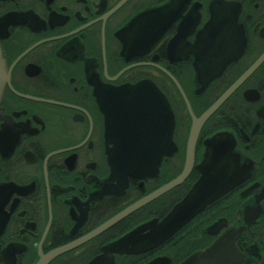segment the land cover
I'll return each instance as SVG.
<instances>
[{"label": "flooded vegetation", "instance_id": "flooded-vegetation-1", "mask_svg": "<svg viewBox=\"0 0 264 264\" xmlns=\"http://www.w3.org/2000/svg\"><path fill=\"white\" fill-rule=\"evenodd\" d=\"M229 19L235 32L222 31ZM0 49V264H37L69 246L48 264H91L138 229L152 239L188 199L205 142L220 133L241 183L152 249L115 253L114 264H181L226 236L232 264H264V0H0ZM136 86V100L150 102L153 88L166 99L177 152L157 172L129 175L122 109L125 87ZM226 95L199 131L189 175L151 199L185 169L192 115ZM152 140L139 135L138 147L152 150Z\"/></svg>", "mask_w": 264, "mask_h": 264}, {"label": "water", "instance_id": "water-1", "mask_svg": "<svg viewBox=\"0 0 264 264\" xmlns=\"http://www.w3.org/2000/svg\"><path fill=\"white\" fill-rule=\"evenodd\" d=\"M214 10L225 13L227 10L218 2L214 3ZM232 19L227 21V28L222 31L235 32L232 28ZM222 69V68H221ZM214 72V76L221 74L222 70ZM8 74L5 61L0 49V100L2 99ZM143 87H125L124 96H129L123 104L124 115V158L127 161L125 167L129 175H135L138 171H148V173L157 172L163 157H171L177 152V148L172 141L174 131V117L164 96L157 89L151 91V101L136 100L137 96L142 97L140 93ZM227 95L220 100L212 109H210L202 118L196 119L192 115V128L187 146L186 166L182 175L168 185L166 188L155 193L151 199L170 190L176 185L181 184L192 170L194 162V149L199 131L204 122L214 113L222 104ZM151 133L152 150H145L138 147V136L144 137ZM142 144V142H141ZM239 157L234 155L233 145L230 137L224 133L216 134L205 142V148L201 163L197 167L201 173L200 180L196 183L187 200L180 203L173 212L161 222L160 234L152 239L138 237L139 229L125 236L103 249V255L94 260L91 264H114V254H132L142 253L150 248L157 246L162 241L174 234L183 224L191 218L192 215L202 211L210 204L222 199L227 193L236 188L242 181L245 171L239 166ZM195 203V209H192V203ZM144 202L136 204L124 211L109 223L105 224L94 234L109 228L113 223L119 221L127 214L131 213ZM190 207L191 212L186 208ZM147 226V225H146ZM144 226L145 229L150 227ZM141 228V232L144 230ZM232 237H224L214 246L195 253L187 258L181 264H232ZM136 243H140L136 245ZM71 247H66L52 252L45 256L37 264H48L54 257L65 252ZM151 264H158L153 262Z\"/></svg>", "mask_w": 264, "mask_h": 264}]
</instances>
